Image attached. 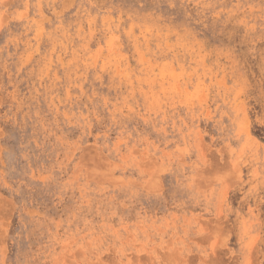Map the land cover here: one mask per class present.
<instances>
[{
	"label": "rangeland",
	"instance_id": "rangeland-1",
	"mask_svg": "<svg viewBox=\"0 0 264 264\" xmlns=\"http://www.w3.org/2000/svg\"><path fill=\"white\" fill-rule=\"evenodd\" d=\"M0 264H264V0H0Z\"/></svg>",
	"mask_w": 264,
	"mask_h": 264
}]
</instances>
